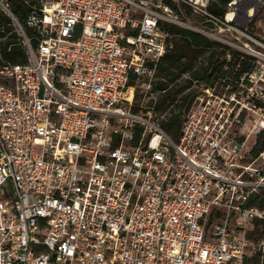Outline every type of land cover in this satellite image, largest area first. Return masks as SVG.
Instances as JSON below:
<instances>
[{
  "label": "built area",
  "instance_id": "1",
  "mask_svg": "<svg viewBox=\"0 0 264 264\" xmlns=\"http://www.w3.org/2000/svg\"><path fill=\"white\" fill-rule=\"evenodd\" d=\"M215 1L35 0L28 37L0 0L27 49L25 64L0 65V264H244L264 219L247 206L259 184L244 161L264 128V40L251 32L264 0H230L221 17ZM186 8L224 53L219 75L193 76L209 51L171 84L193 99L173 139L171 110L144 100L165 92L168 26Z\"/></svg>",
  "mask_w": 264,
  "mask_h": 264
},
{
  "label": "trees",
  "instance_id": "2",
  "mask_svg": "<svg viewBox=\"0 0 264 264\" xmlns=\"http://www.w3.org/2000/svg\"><path fill=\"white\" fill-rule=\"evenodd\" d=\"M230 0H216L213 2L209 11L216 16H223L226 11L227 3ZM12 11L18 17L20 23L25 28L28 37L32 36V32L26 28L25 19L27 18L32 6L35 4V0H10ZM188 13L189 9L186 8ZM168 30L179 38L178 41H174V48L166 53L161 60L158 76L159 80L154 85V92L164 91L157 102L150 101L145 106H154L155 110L160 113H164L170 109V116L162 121L163 129L173 138L179 137L184 115L189 111L193 99L191 95L180 96L190 85L188 82L173 84L182 74L192 71L198 61V58L205 55L210 51L208 57L209 66L206 68H200L193 76L195 78L203 77L204 74L209 72V77H215L221 73L219 66V57L223 52L215 50L220 44L211 41L207 37L195 33L190 30L176 28L174 26H168ZM235 63H241L243 70L249 67V61L247 58L241 59L238 53L233 52ZM27 62V49L24 45L23 37L15 30L11 24L10 19L5 16H0V65H17L25 64ZM211 69V71L209 70ZM130 86L135 88L136 79L131 77ZM135 110L137 111V104L139 103V94L135 93ZM264 151V129L257 135L255 144L251 150V156L256 159ZM261 194H255L251 196L247 202L249 207H257L260 210L264 208V191ZM254 227V228H253ZM253 229L248 233L249 240H253L255 236L259 239L264 236V219H256L253 222ZM251 230V229H250ZM247 262V261H246ZM255 264H260V259Z\"/></svg>",
  "mask_w": 264,
  "mask_h": 264
},
{
  "label": "rangeland",
  "instance_id": "3",
  "mask_svg": "<svg viewBox=\"0 0 264 264\" xmlns=\"http://www.w3.org/2000/svg\"><path fill=\"white\" fill-rule=\"evenodd\" d=\"M179 19L184 23V25L171 23V24H169V26H174L176 28L186 29V30H190V31L197 33L192 28H194L195 26H198V27L200 26L201 20L198 17L193 15L191 12L188 13V11L183 10L181 15H179ZM251 32L253 34L255 33L257 35L256 36L257 38L264 40V12H261L257 16V19L253 25V28L251 29ZM178 40H179V38L175 37V41H178ZM219 44L223 45V43H220V42H219ZM137 93L139 94V97H140L139 102H142L144 100L142 94L139 91H137ZM150 101H153L152 97L148 96L144 100V104L146 105ZM259 120H260V123L263 125L264 124V114H263V116H261L259 118ZM263 129L264 128H261L260 131H262ZM258 134H259V132L254 134L248 140L247 146H246V155H245L244 161H245V163H251L252 167L254 169H256L257 173L254 176L253 181H255L256 183L259 184V190H257L256 194L262 195V191H260V188H262L264 191V157L259 156L258 158L254 159L251 156V150L255 144V141H256ZM261 211L263 212V216H264V208ZM253 228H251V230H249V232L252 231ZM259 259H260V264H264V236L259 238V239H256V237L254 236L253 240H250L248 256H247L244 264H255L256 261Z\"/></svg>",
  "mask_w": 264,
  "mask_h": 264
}]
</instances>
